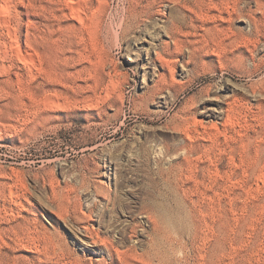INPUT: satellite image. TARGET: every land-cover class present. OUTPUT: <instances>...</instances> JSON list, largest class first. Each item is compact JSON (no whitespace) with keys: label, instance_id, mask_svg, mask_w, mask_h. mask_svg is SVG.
Listing matches in <instances>:
<instances>
[{"label":"rangeland","instance_id":"1","mask_svg":"<svg viewBox=\"0 0 264 264\" xmlns=\"http://www.w3.org/2000/svg\"><path fill=\"white\" fill-rule=\"evenodd\" d=\"M185 1L0 0V264H264V0Z\"/></svg>","mask_w":264,"mask_h":264},{"label":"bare ground","instance_id":"2","mask_svg":"<svg viewBox=\"0 0 264 264\" xmlns=\"http://www.w3.org/2000/svg\"><path fill=\"white\" fill-rule=\"evenodd\" d=\"M151 2H157V1H159V3L160 2H162V1H168V2H171V3H173V5H174V8H172V9H174V10H176V15H174V16H172L173 18H172V20H171V23L169 24V28H170V30H168V31H171L173 34H175V35H177V34H179L180 33V31H181V29H182V23H183V17H181L180 16V10L183 8L182 7V5L181 4H183L182 2H184L185 0H150ZM196 1H198V0H196ZM199 1H207V2H212V0H199ZM186 2V1H185ZM138 3H140V2H138ZM172 5V6H173ZM210 5V4H209ZM184 6V5H183ZM185 6H186V4H185ZM196 7V6H195ZM194 8V7H193ZM192 7H187L186 8V10H189L190 12H192V13H195V10L193 9ZM146 14H147V16H148V18H152V16H151V14H148L147 12H146ZM183 16V15H182ZM184 20H186V19H184ZM151 21V20H150ZM185 22V21H184ZM184 26V25H183ZM168 28V29H169ZM171 36V35H170ZM174 39V38H173ZM177 46H178V44H179V42H178V39H175V42H174ZM176 48H178V47H176ZM159 61H160V64L161 65H163V66H165L166 67V65L167 66H169L170 67V64H169V62L168 61H166V62H164V60H162L161 58L159 59ZM172 80V79H171ZM169 78H168V76H167V74H166V72H165V70H164V72H162V73H160V75H159V80H157V88L160 90V92L162 91H164L166 88H170V87H173V86H175V85H184L183 83H184V81L183 82H177V81H171ZM157 89V90H158ZM185 89V88H184ZM173 96V99H175L176 98V95L175 94H173L172 95ZM169 100V99H168ZM166 103H168V104H170V103H172V101L171 100H169L168 102H166ZM190 110H191V108H190ZM190 110L188 111V112H190Z\"/></svg>","mask_w":264,"mask_h":264}]
</instances>
